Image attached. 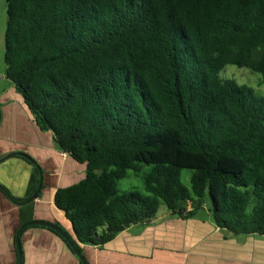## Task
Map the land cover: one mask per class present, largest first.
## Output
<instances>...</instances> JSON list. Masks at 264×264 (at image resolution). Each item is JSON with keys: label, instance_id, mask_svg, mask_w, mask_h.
<instances>
[{"label": "trees", "instance_id": "16d2710c", "mask_svg": "<svg viewBox=\"0 0 264 264\" xmlns=\"http://www.w3.org/2000/svg\"><path fill=\"white\" fill-rule=\"evenodd\" d=\"M4 61L40 130L87 166L54 198L79 250L162 206L264 237V97L221 77L236 66L264 80V0H7ZM13 156L35 168L31 197L41 169ZM144 166L145 192L120 193Z\"/></svg>", "mask_w": 264, "mask_h": 264}, {"label": "crops", "instance_id": "0c3cea01", "mask_svg": "<svg viewBox=\"0 0 264 264\" xmlns=\"http://www.w3.org/2000/svg\"><path fill=\"white\" fill-rule=\"evenodd\" d=\"M0 86V185L18 200L0 190V264H18L16 236L27 223L56 224L75 240L72 225L54 198L58 189L85 179L87 166L62 152L51 132L40 130L6 70ZM14 154L29 156L41 169L43 185L35 200L29 194L35 168ZM20 243L22 264H82L47 228H25ZM80 252L88 264H264V237L223 231L207 210L184 220L160 208L149 225L132 226L102 248L80 245Z\"/></svg>", "mask_w": 264, "mask_h": 264}, {"label": "rangeland", "instance_id": "374dc122", "mask_svg": "<svg viewBox=\"0 0 264 264\" xmlns=\"http://www.w3.org/2000/svg\"><path fill=\"white\" fill-rule=\"evenodd\" d=\"M7 25V0H0V77L5 75L6 64L5 56V32ZM221 77L226 80H234L239 85H246L255 90L260 96L264 97V80L261 75L254 73L246 68H238L236 66H227L222 72ZM1 87V86H0ZM149 167L144 166L139 174L130 171L127 178L121 180L117 184L120 193L127 191L145 192L143 177L149 171ZM192 171L184 170L182 172V182L185 186L190 187V179ZM166 207H161V212L166 211Z\"/></svg>", "mask_w": 264, "mask_h": 264}, {"label": "water", "instance_id": "95a60500", "mask_svg": "<svg viewBox=\"0 0 264 264\" xmlns=\"http://www.w3.org/2000/svg\"><path fill=\"white\" fill-rule=\"evenodd\" d=\"M40 175H41L40 185H39L37 191L35 192V194L33 195V197L31 198V201L38 198L39 192H40L41 187L43 185V175H42L41 171H40ZM30 226L44 227V228H47L49 230H52V231L58 233L66 241V243L70 246L71 250L77 255L80 262L82 264H88L87 261L85 260V258L83 257L82 253L80 252V250L76 247L74 241L69 237V235L61 227H59L56 224H53L50 222H44V221H33L30 223H27V224L23 225L20 228V230L18 231L17 236H16V246H17V251H18V255H19L18 264H22V251H21L20 235H21V232L25 228L30 227Z\"/></svg>", "mask_w": 264, "mask_h": 264}]
</instances>
